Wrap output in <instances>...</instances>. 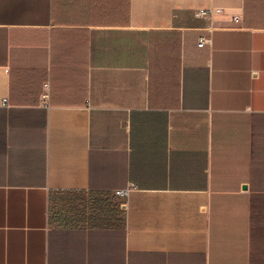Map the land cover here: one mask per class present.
Masks as SVG:
<instances>
[{
    "label": "crops",
    "instance_id": "1",
    "mask_svg": "<svg viewBox=\"0 0 264 264\" xmlns=\"http://www.w3.org/2000/svg\"><path fill=\"white\" fill-rule=\"evenodd\" d=\"M0 264H264V0H0Z\"/></svg>",
    "mask_w": 264,
    "mask_h": 264
},
{
    "label": "rangeland",
    "instance_id": "2",
    "mask_svg": "<svg viewBox=\"0 0 264 264\" xmlns=\"http://www.w3.org/2000/svg\"><path fill=\"white\" fill-rule=\"evenodd\" d=\"M105 198L101 201H103L104 204H101L102 206H96V211L100 210V213H102L104 211L107 212V208L111 207V205H115L114 203H116V205L118 204L117 199L115 200L113 197H107L104 196ZM91 201L92 198L90 197H81L78 198L77 201L75 202H69L68 201H62V200H56L53 201L52 204V213L53 215H58L59 220H69L73 218V215L75 212L78 213H83V211H86L87 209H89V211H94L95 206L91 207ZM116 201V202H115ZM67 202V203H66ZM106 202H108L109 204H106ZM101 208V209H100ZM94 211L96 214L98 212ZM100 216V214H99Z\"/></svg>",
    "mask_w": 264,
    "mask_h": 264
},
{
    "label": "built area",
    "instance_id": "3",
    "mask_svg": "<svg viewBox=\"0 0 264 264\" xmlns=\"http://www.w3.org/2000/svg\"><path fill=\"white\" fill-rule=\"evenodd\" d=\"M219 13H221V10H216V11L203 10V11L198 12L196 14V17L206 19V20H212L213 16L216 14H219ZM211 44H212V38L210 36H202L199 39L198 47L203 48V47H205L207 45H211ZM116 194H117V196H119L121 198H125L128 194V191L122 190V191H118Z\"/></svg>",
    "mask_w": 264,
    "mask_h": 264
}]
</instances>
